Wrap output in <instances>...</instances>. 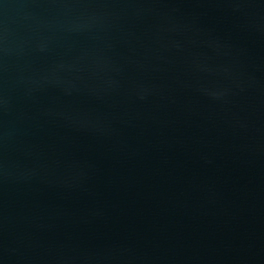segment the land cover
I'll return each mask as SVG.
<instances>
[{
  "label": "water",
  "instance_id": "water-1",
  "mask_svg": "<svg viewBox=\"0 0 264 264\" xmlns=\"http://www.w3.org/2000/svg\"><path fill=\"white\" fill-rule=\"evenodd\" d=\"M0 264H264V0H0Z\"/></svg>",
  "mask_w": 264,
  "mask_h": 264
}]
</instances>
